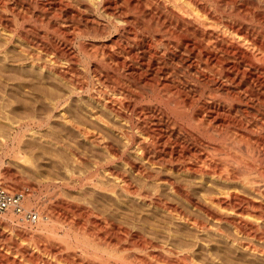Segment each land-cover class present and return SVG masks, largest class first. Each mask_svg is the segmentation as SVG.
I'll use <instances>...</instances> for the list:
<instances>
[{
    "label": "bare ground",
    "instance_id": "1",
    "mask_svg": "<svg viewBox=\"0 0 264 264\" xmlns=\"http://www.w3.org/2000/svg\"><path fill=\"white\" fill-rule=\"evenodd\" d=\"M94 1L118 32L76 53ZM260 1L218 0L222 19L200 0H0V105L17 115L1 156L19 158L23 137L52 146L68 163L39 179L83 199L57 196L67 230L43 242L30 235L51 218L29 210L31 184L0 180V213L46 257L0 232L16 249L0 264H264ZM78 54L92 91L54 66Z\"/></svg>",
    "mask_w": 264,
    "mask_h": 264
},
{
    "label": "rangeland",
    "instance_id": "2",
    "mask_svg": "<svg viewBox=\"0 0 264 264\" xmlns=\"http://www.w3.org/2000/svg\"><path fill=\"white\" fill-rule=\"evenodd\" d=\"M42 1H44V3L46 2V0H42ZM200 1L203 4H206V6L208 8H210L213 12L215 11L214 12L215 16L221 17L222 19L224 18L222 16V14H220L218 11H216V8H217V5H218V0H200ZM88 5H90V7L85 8V12L83 11L84 9H82V11H81L82 12V14H81L82 18H80L81 20L79 22L80 31L81 30L83 31L85 29L84 32L81 31L82 39L80 41V38H81L80 37L78 40H76L74 42V44L72 46V50L74 52H76V53H78V45L77 44H79V42L85 43V44H88V45H91V46H94V45L95 46L96 45L97 46H100V45L107 46V45L110 44V38L115 37L116 36V32H118L117 29H113L114 26H112V24H111L112 20H110V19L112 18V12L110 10V6H109L110 3L109 2H105L104 3V6L106 5L105 8L107 9L106 13L98 9L99 4L95 5V1H94V5L93 4H89V3H88ZM257 10L261 11V12H264V0H261L259 2V8ZM107 11H109V12H107ZM104 13H105L106 16L104 15ZM109 15H111V16H109ZM81 26H83L84 29L81 28ZM124 27H127V25H124ZM104 32H105V34H104ZM77 41H78V43H77ZM15 52H17V51H15ZM15 52L13 51V53H15ZM16 54L18 55L19 53L17 52V53H15L13 55L16 57L17 56ZM173 57H174L175 61H177V62L183 58L180 55L179 56L176 55V56H173ZM42 59H45V57H43ZM58 63H60V65L55 64L54 66L61 73L63 72V74H67L69 76V78H68V76L66 75L68 80H71L72 82H75V84L76 83L77 84H81V86H83L85 91L86 90H91L92 91V89L94 87V82H93V79H92L91 73H90V70H91V67H92V65H91L92 62L89 63L88 60L82 58L78 54L77 62H75L76 65L74 63L72 68H71V64L69 66L68 62L61 61V62H58ZM61 68H62V70H61ZM179 71H181V70H179ZM223 92H224V90H222V93ZM0 103H2V102L0 101ZM6 107L7 106L0 105V121L2 120L0 122V150H1L3 145L4 146L5 145H9V142H10L9 141V133L12 132V129H13L12 128V126H13L12 124H13V122L17 120V117H16L17 115H15L16 113H13L11 110L9 112V110H7L9 107L7 109H6ZM7 116H8V119H6ZM26 140H27V137H23L21 139V142L19 143V147H18L19 148L18 149L19 150L18 151L19 152L18 153L19 158H15L14 157V153L15 152L13 150H12L13 154L10 152V154H7L4 157L1 156V151H0V157H2L1 158L2 159V163L0 165V180L9 189H12V190L22 189V187L31 184L32 189H33V190L31 189V192L33 191L32 193H33L34 198H32V201H30V203H31L30 207L31 208L29 210H31L33 212H39L41 214L40 215L41 217H48L49 216L51 218V219L49 218L51 221L50 220L47 221L46 229L44 228V229H41V230L40 229L32 230L33 233L30 236L32 237V235H33L34 237H37V236L40 237V238L42 237L43 238V240H42L43 242H45L48 239L49 240L50 239L51 240L54 239L55 241H57L52 236L53 235H57V236L61 237V235H63L62 233H64L67 230V228H66L67 226H65L63 224L61 225L60 222L58 221L57 215H55V214L50 212L51 206L54 204V202L59 200V198H60V196H62L63 192H64L63 195L64 196L66 195L65 196L66 199L68 198L70 200L72 198L73 201L76 200L75 199L76 197H78V199H77L78 201H83V199L79 198V196L76 195V194H71L69 192L66 193L64 190L61 191V189L59 187H57L55 184H53V182H52L53 180L52 179H49L50 181H44L42 179H39V178H41L43 176L41 174V173H43V171L44 172H46L48 170L49 171H53L51 169H54L53 166H55V164L56 165L57 164L60 165L61 163H63V161H64L65 164H67L68 163L67 160H66L67 158L60 151H56L57 149L53 148L52 146H51L52 148L51 147H47L49 145H47V146L45 145L46 147L45 146L43 147L42 145H40V141H34L33 142L34 145H33L32 143H29L28 140L27 141ZM71 143H72V141H71ZM28 145L30 146V148L28 147ZM45 148H47V149H45ZM21 157H23V158H21ZM29 169L33 170V172H36L37 174L38 173L39 174L35 175V173L29 171ZM6 170H9L10 172L12 171L11 172L12 176H7L5 174V172H4ZM39 175H40V177H39ZM16 176H17V178H16ZM59 192H61V193H59ZM59 194H61V195H59ZM72 199H71V201H72ZM8 215H9V213H6V212L0 213V232L6 234L7 237H9L10 240L13 239L14 242H16V243L18 242L17 243L18 247L28 248L29 250L33 251L34 253L36 252L35 254L41 255L42 258L43 257L46 258L45 256H43L44 254H42L41 251L38 248H36L37 245H35V243L32 242L34 240L33 238L31 240H29V239L26 240V239L19 238L18 236H16V232H22V231L23 232H27L28 231L27 228H26L27 227V223H25L23 221H20L16 217L12 219L10 217V215L7 218ZM54 215H55V217H57L56 218L57 220L54 218ZM53 223H54V225H53ZM34 226H35V224L32 225V227H34ZM51 233H52V236H51ZM34 242H35V240H34ZM6 243L7 242H2V243L0 242V251L5 256L7 255V256L12 257L14 255V252H15L16 249L11 248V246H9ZM40 243L42 244V242H40ZM4 244L6 245V247L4 246ZM76 253L79 254L80 251L77 250ZM47 258L50 260V257H47ZM54 261L52 259L50 260V262L55 264ZM58 262H60V261H58ZM61 263L62 262H60L58 264H61ZM24 264H30V263L27 262V263H24ZM56 264H57V261H56ZM62 264H64V263H62Z\"/></svg>",
    "mask_w": 264,
    "mask_h": 264
},
{
    "label": "built area",
    "instance_id": "3",
    "mask_svg": "<svg viewBox=\"0 0 264 264\" xmlns=\"http://www.w3.org/2000/svg\"><path fill=\"white\" fill-rule=\"evenodd\" d=\"M4 206H5V205L2 203V207H3V208H4Z\"/></svg>",
    "mask_w": 264,
    "mask_h": 264
}]
</instances>
